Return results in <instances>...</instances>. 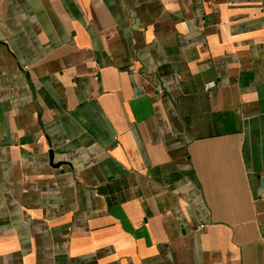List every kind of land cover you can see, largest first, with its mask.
<instances>
[{
    "label": "crops",
    "instance_id": "0c3cea01",
    "mask_svg": "<svg viewBox=\"0 0 264 264\" xmlns=\"http://www.w3.org/2000/svg\"><path fill=\"white\" fill-rule=\"evenodd\" d=\"M0 264H264V0H0Z\"/></svg>",
    "mask_w": 264,
    "mask_h": 264
},
{
    "label": "built area",
    "instance_id": "2783aa9c",
    "mask_svg": "<svg viewBox=\"0 0 264 264\" xmlns=\"http://www.w3.org/2000/svg\"><path fill=\"white\" fill-rule=\"evenodd\" d=\"M216 88V84L214 83V82H212V83H209V84H207L206 85V91H212V90H214Z\"/></svg>",
    "mask_w": 264,
    "mask_h": 264
}]
</instances>
